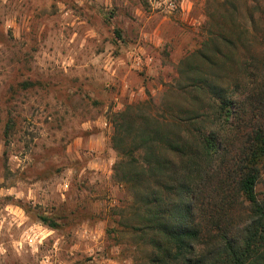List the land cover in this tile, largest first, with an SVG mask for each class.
Listing matches in <instances>:
<instances>
[{
	"label": "rangeland",
	"instance_id": "1",
	"mask_svg": "<svg viewBox=\"0 0 264 264\" xmlns=\"http://www.w3.org/2000/svg\"><path fill=\"white\" fill-rule=\"evenodd\" d=\"M229 2L253 12L259 51L264 0H0V264L143 258L144 245L114 230L132 200L113 173V118L173 100L180 60L225 22ZM239 110L237 122L264 114ZM35 211L66 223L50 229Z\"/></svg>",
	"mask_w": 264,
	"mask_h": 264
},
{
	"label": "trees",
	"instance_id": "2",
	"mask_svg": "<svg viewBox=\"0 0 264 264\" xmlns=\"http://www.w3.org/2000/svg\"><path fill=\"white\" fill-rule=\"evenodd\" d=\"M226 10L180 60L173 100L130 103L113 118V173L132 200L114 230L145 246L134 264H264V114L237 122L247 102L264 112V38L252 50L253 12ZM35 217L53 230L66 223Z\"/></svg>",
	"mask_w": 264,
	"mask_h": 264
}]
</instances>
